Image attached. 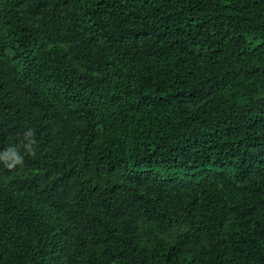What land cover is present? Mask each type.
<instances>
[{"label":"trees","instance_id":"obj_1","mask_svg":"<svg viewBox=\"0 0 264 264\" xmlns=\"http://www.w3.org/2000/svg\"><path fill=\"white\" fill-rule=\"evenodd\" d=\"M0 264H264V0H0Z\"/></svg>","mask_w":264,"mask_h":264},{"label":"clouds","instance_id":"obj_2","mask_svg":"<svg viewBox=\"0 0 264 264\" xmlns=\"http://www.w3.org/2000/svg\"><path fill=\"white\" fill-rule=\"evenodd\" d=\"M20 161H19V159L17 160V163H19ZM11 166V165H10Z\"/></svg>","mask_w":264,"mask_h":264},{"label":"bare ground","instance_id":"obj_3","mask_svg":"<svg viewBox=\"0 0 264 264\" xmlns=\"http://www.w3.org/2000/svg\"><path fill=\"white\" fill-rule=\"evenodd\" d=\"M32 56V55H31ZM16 59V58H15ZM141 184V183H140ZM143 185V184H142ZM138 189H139V187H138ZM141 189V188H140Z\"/></svg>","mask_w":264,"mask_h":264}]
</instances>
